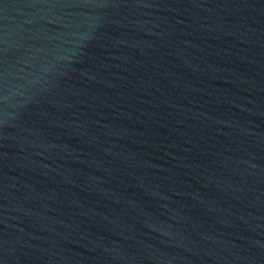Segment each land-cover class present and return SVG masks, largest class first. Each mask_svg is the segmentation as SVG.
Here are the masks:
<instances>
[{
	"label": "water",
	"instance_id": "95a60500",
	"mask_svg": "<svg viewBox=\"0 0 264 264\" xmlns=\"http://www.w3.org/2000/svg\"><path fill=\"white\" fill-rule=\"evenodd\" d=\"M0 264H264V0H0Z\"/></svg>",
	"mask_w": 264,
	"mask_h": 264
}]
</instances>
